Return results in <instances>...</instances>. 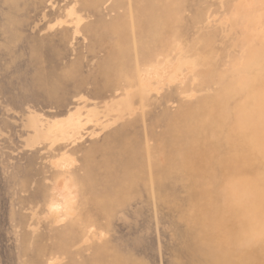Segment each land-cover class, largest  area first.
<instances>
[{"label":"rangeland","instance_id":"1","mask_svg":"<svg viewBox=\"0 0 264 264\" xmlns=\"http://www.w3.org/2000/svg\"><path fill=\"white\" fill-rule=\"evenodd\" d=\"M0 264H264V0H0Z\"/></svg>","mask_w":264,"mask_h":264},{"label":"bare ground","instance_id":"2","mask_svg":"<svg viewBox=\"0 0 264 264\" xmlns=\"http://www.w3.org/2000/svg\"><path fill=\"white\" fill-rule=\"evenodd\" d=\"M149 15L148 13L143 15L144 21H146L145 23L147 24L156 23L158 25L165 24L166 17L165 18L164 16L157 17L156 15H155L156 17H154L153 15L152 16L150 15L152 17L150 18ZM130 40L132 39H126L125 37L124 38L122 37V39L120 38V40L116 44L115 49L112 51L111 58L109 60L110 62H108L105 68L103 69V73H104L106 80L104 79L105 81H103L104 85L101 90L100 97L105 98V94L102 95L103 91H107L106 93H110V94H107L109 96H112L114 92H118V93H122V91L129 92L131 88L134 87L138 81H140L142 76H139L138 70L135 69L132 73L130 72V74L124 73V72H127V69L129 71L131 70L130 67H131L132 55L135 54L139 50V48L141 47V43H142V41L136 43ZM147 48H148V45L145 44L143 50H146ZM149 64H150L149 66H152L151 61H149ZM155 68L156 67L154 66L152 73L150 75H152L156 71ZM136 76L140 77V79L139 78L137 79ZM122 110H125V111L127 110L126 107L124 109V104H123ZM122 110L119 111L120 115H121ZM136 122L137 120H135L133 123H136ZM122 132L124 134L128 133L126 130L119 129L118 131L115 132V136L118 137V135H120ZM130 141L134 143L133 139ZM133 153H134L133 151L129 153L130 154L129 164L131 165V167H133L132 171L127 175V177L129 178V182H130V178L134 176L132 175V173L133 172L135 173L138 171L137 166L134 165L135 160H133L136 154L133 157L131 156Z\"/></svg>","mask_w":264,"mask_h":264},{"label":"crops","instance_id":"3","mask_svg":"<svg viewBox=\"0 0 264 264\" xmlns=\"http://www.w3.org/2000/svg\"><path fill=\"white\" fill-rule=\"evenodd\" d=\"M124 102H125V100L119 102V104L123 106ZM130 104L129 105L127 104L128 105L127 106L125 103L124 107H127L128 108L127 110H130V108L133 107V104H131L132 106ZM116 106H117V104H116ZM118 110H120V109H118V108L116 109L117 114L119 113ZM120 116H122V114L118 115V119L120 118ZM62 127H65V129L62 130ZM79 129H81V126H79L78 120L76 118H71V119L67 120L63 126L57 127L56 131L59 132L62 136V138L60 139L61 142L67 141V143H70V142L77 140L76 137L79 135ZM65 139H67V140H65Z\"/></svg>","mask_w":264,"mask_h":264}]
</instances>
